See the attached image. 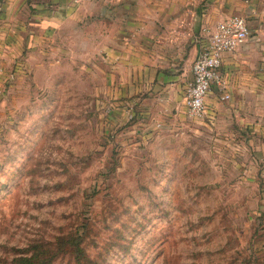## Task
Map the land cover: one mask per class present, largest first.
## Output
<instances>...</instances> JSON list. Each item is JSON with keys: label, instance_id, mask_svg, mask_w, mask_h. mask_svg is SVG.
Wrapping results in <instances>:
<instances>
[{"label": "rangeland", "instance_id": "rangeland-1", "mask_svg": "<svg viewBox=\"0 0 264 264\" xmlns=\"http://www.w3.org/2000/svg\"><path fill=\"white\" fill-rule=\"evenodd\" d=\"M67 47L0 82V264H264V104L148 113Z\"/></svg>", "mask_w": 264, "mask_h": 264}, {"label": "crops", "instance_id": "crops-1", "mask_svg": "<svg viewBox=\"0 0 264 264\" xmlns=\"http://www.w3.org/2000/svg\"><path fill=\"white\" fill-rule=\"evenodd\" d=\"M233 15L247 20L250 35L223 55L226 86L205 101L215 118L246 123L264 104V0H0V82L14 64L28 65L27 55L57 56L65 45L72 57L67 46L77 44L100 56L115 93L133 96L135 107L150 113L159 105L168 118H186L184 89L204 30Z\"/></svg>", "mask_w": 264, "mask_h": 264}, {"label": "built area", "instance_id": "built-area-1", "mask_svg": "<svg viewBox=\"0 0 264 264\" xmlns=\"http://www.w3.org/2000/svg\"><path fill=\"white\" fill-rule=\"evenodd\" d=\"M250 35L247 20L239 15L227 17L213 27L204 30L200 51L191 65L192 80L184 89V105L187 116L195 121L213 123L206 97L213 87L224 88L226 81L220 73L223 55L241 47ZM228 94L222 96L223 100Z\"/></svg>", "mask_w": 264, "mask_h": 264}, {"label": "trees", "instance_id": "trees-1", "mask_svg": "<svg viewBox=\"0 0 264 264\" xmlns=\"http://www.w3.org/2000/svg\"><path fill=\"white\" fill-rule=\"evenodd\" d=\"M43 263H44V261L41 264H43ZM18 264H28L27 259H20V261H18Z\"/></svg>", "mask_w": 264, "mask_h": 264}]
</instances>
